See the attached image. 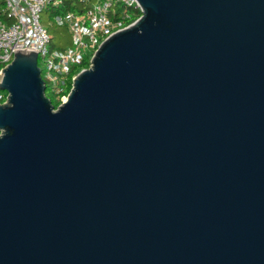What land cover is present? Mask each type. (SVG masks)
Here are the masks:
<instances>
[{"label":"water","instance_id":"water-1","mask_svg":"<svg viewBox=\"0 0 264 264\" xmlns=\"http://www.w3.org/2000/svg\"><path fill=\"white\" fill-rule=\"evenodd\" d=\"M58 108L0 73V264H264V0H136Z\"/></svg>","mask_w":264,"mask_h":264},{"label":"built area","instance_id":"built-area-1","mask_svg":"<svg viewBox=\"0 0 264 264\" xmlns=\"http://www.w3.org/2000/svg\"><path fill=\"white\" fill-rule=\"evenodd\" d=\"M4 1L8 22H0V73L12 62L14 50L26 47L38 50V58L43 65L39 64L42 77L61 104L67 99L65 91L73 66L82 64L89 53L93 57L107 37L123 29L121 21H113L110 17L113 4L117 2L140 9L136 0H98L83 14L58 15L55 22L59 26H68L72 46L51 50L52 36L42 24V13L49 5L61 6L64 0ZM83 1L87 3L90 0ZM6 99L7 95L0 90V104Z\"/></svg>","mask_w":264,"mask_h":264},{"label":"trees","instance_id":"trees-1","mask_svg":"<svg viewBox=\"0 0 264 264\" xmlns=\"http://www.w3.org/2000/svg\"><path fill=\"white\" fill-rule=\"evenodd\" d=\"M77 3L82 6V9L80 10L77 6ZM91 7L90 2H77L76 0H64L63 4L58 7H54L53 5L47 6V8L44 10V13L49 17L51 20H55V17L58 15H65L67 13H75V14H83L85 13L89 8ZM142 16V12L139 8L135 7H127L126 5L122 3L115 2L113 4V8L110 11V17L113 21H121L122 25L121 27H127L130 24L134 23L137 19H139ZM0 22H8L7 15H6V4L4 0H0ZM43 22V21H42ZM59 26V25H58ZM61 28H65V31L62 32V34H55L56 29L48 28L47 30L52 35V41L56 38L58 39H65L64 41H67L69 39V29L67 25L61 26ZM60 28V29H61ZM69 33V34H68ZM72 41V40H71ZM69 42V40H68ZM55 49L63 50V46L54 47ZM91 55L86 56L80 65H74L73 69L71 71V74L69 76V80L67 82V88L65 91V94L68 96V94L71 91L73 78L75 75H77L80 71L84 69H88L91 66ZM39 64L41 66V61H39ZM4 92V91H3ZM6 95L7 93L4 92ZM47 96L51 99L52 104L55 106V108H58L61 105V101L54 95L50 90L47 88Z\"/></svg>","mask_w":264,"mask_h":264},{"label":"rangeland","instance_id":"rangeland-1","mask_svg":"<svg viewBox=\"0 0 264 264\" xmlns=\"http://www.w3.org/2000/svg\"><path fill=\"white\" fill-rule=\"evenodd\" d=\"M77 2H83V0H76ZM91 5H94L98 2V0H90L89 1ZM77 6L79 7V9L81 10L82 9V6L80 4L77 3ZM42 24L45 28H51V29H56V33L55 34H62V32L65 31V28H61V26H58L55 22V20H51L49 19V17L43 12L42 13ZM61 28V29H60ZM51 34V33H50ZM69 34V33H68ZM52 35V34H51ZM65 39H54L50 45V49H55L54 47H61L63 46L62 49H66V48H69L70 46H72V37L71 35H69V42L68 40L67 41H64ZM86 55V54H85ZM89 55H91L89 53ZM88 57V56H87ZM41 66L43 67L42 63H41ZM43 74H45V71H43Z\"/></svg>","mask_w":264,"mask_h":264}]
</instances>
